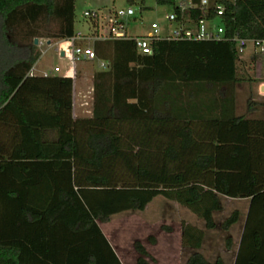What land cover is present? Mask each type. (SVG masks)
<instances>
[{
	"label": "trees",
	"instance_id": "16d2710c",
	"mask_svg": "<svg viewBox=\"0 0 264 264\" xmlns=\"http://www.w3.org/2000/svg\"><path fill=\"white\" fill-rule=\"evenodd\" d=\"M155 1L178 11L177 0ZM209 2L227 6V36L264 37L262 0ZM74 4L0 0V264H122L98 222L157 195L205 229L216 226L221 196L249 199L233 264H264V117L236 114L234 96L220 91L261 81L236 44L155 39L143 55L131 39L96 41L109 67L93 75L91 115L74 118L71 77L28 75L35 38L76 36ZM237 218L234 210L221 229ZM203 236L182 223L185 264H223L200 251ZM133 248L134 264H149L141 241Z\"/></svg>",
	"mask_w": 264,
	"mask_h": 264
},
{
	"label": "rangeland",
	"instance_id": "374dc122",
	"mask_svg": "<svg viewBox=\"0 0 264 264\" xmlns=\"http://www.w3.org/2000/svg\"><path fill=\"white\" fill-rule=\"evenodd\" d=\"M74 5L75 31L83 35H91L95 31L93 21L83 15L85 11L98 10L101 13L99 25H104L105 31L109 19H113L114 11L128 7L134 11L133 16L123 19V25L129 35H146L155 32L156 29L160 34H167L172 28L168 21V15L172 13L173 7L158 5L155 0H144L143 5H129L126 0H75ZM218 23L219 18L216 17L206 24L212 29ZM39 40L44 41V44L42 46L36 45V50L39 51L40 55L34 63L35 66H33L39 71H48L53 70L54 66L57 65L61 68L59 74L65 73L71 62L69 57L59 55V39H52L50 44L45 38ZM251 52L252 47L249 45L243 54L246 61L244 70L252 79L261 81L259 83L257 81L233 83L221 87L220 91L221 94L234 96L236 114L262 118L264 117V92L260 91L259 87L264 83V53H257L255 58H250ZM98 70H101L98 60L77 62L75 64L76 79L74 80L76 89L84 90L86 96L93 94V75ZM90 101L88 99L87 102L90 103ZM87 102L86 107L89 108L90 105ZM87 110L80 113V116L88 117L90 113ZM225 198L227 197H220L222 208L214 214L215 221H223L243 204L237 201L240 198ZM180 222L181 224L194 225L202 229L203 232L205 230L201 218L177 202L157 195L142 211H123L112 215L108 221L98 222V224L119 255L126 252L132 258L133 254L136 253L133 242L139 240L151 255L150 264H185L192 249L184 247L182 244L180 247L176 233L171 232L173 228L178 227ZM150 237L154 239L153 242ZM225 245L224 233L220 227L207 232V237L203 241L200 251L210 262H214L219 257L220 259L223 258V264H230L228 255H225L223 251ZM123 264L127 263L123 261Z\"/></svg>",
	"mask_w": 264,
	"mask_h": 264
},
{
	"label": "built area",
	"instance_id": "2783aa9c",
	"mask_svg": "<svg viewBox=\"0 0 264 264\" xmlns=\"http://www.w3.org/2000/svg\"><path fill=\"white\" fill-rule=\"evenodd\" d=\"M233 5L243 0H229ZM264 3V0H262ZM176 7L178 11L173 9L172 13L168 15V21L172 28L167 34H160L158 29L155 32L146 35H129L123 25V19L134 15L132 8L119 9L114 11L113 19H109L106 24L107 28L104 31V25H99L101 13L98 10L85 11L84 16L94 22L95 31L91 35H83L76 32V36L69 40H60L58 44V53L60 56L69 57L71 62L63 76L75 77V64L77 62H91L93 60L99 61L101 70L109 67V62L99 59L94 49L96 41H108L114 39H131L135 44L136 50L143 54L149 55L152 53L151 42L155 39L168 40H228L236 44L237 53L241 58L246 48L250 45L252 52L250 58H255L257 53H264V37L263 38H245L240 37L236 33L227 36L225 34V27L221 23V18L227 15V6L221 3L210 4L209 0H199L198 3L192 4L188 1L183 4L181 0H177ZM197 10L199 13L196 17H192L191 11ZM210 12L213 13V18H219V23L212 29L207 27V22L212 20ZM65 42V47L61 43ZM44 41L38 39L39 46H42ZM63 52V55L61 54ZM54 72H60L59 67L54 68ZM32 69L28 75H32ZM44 73V76H48Z\"/></svg>",
	"mask_w": 264,
	"mask_h": 264
},
{
	"label": "crops",
	"instance_id": "0c3cea01",
	"mask_svg": "<svg viewBox=\"0 0 264 264\" xmlns=\"http://www.w3.org/2000/svg\"><path fill=\"white\" fill-rule=\"evenodd\" d=\"M51 41H52V39L50 40V42ZM34 66L32 67L33 74L32 75H29V76H44V73H48L49 74L48 76H63L64 75V73L63 74H59V72H54V68L55 67H58L57 65L54 66L53 70H48V71H43V70L39 71ZM60 71H61V68H60ZM72 79H73V90H72V102H73L72 114H73V117L74 118L81 117L80 116V113H83L87 109H88L87 110L88 113H90V115H91V113H92V94L86 96L84 90H82L81 88L76 89L75 83H74V80L76 79V72H75V77L72 78ZM88 99L91 100L90 103L87 102ZM86 102L88 103V105H90L89 108L86 107V105H87ZM225 199H230V198L227 197ZM237 201L238 202L240 201V203H243V204H241L240 207H238L237 209H235V210L238 211V218H237V221H236L237 224L235 222L228 229H226V230H223L222 229L223 230V233H224L225 244H226L225 245V248L223 249V251H224V254L225 255H228L227 257H228V259L230 261V264H233L234 263V260H235L236 254H237V249H238V246H239V242H240V238H241V234H242L243 226H244V222H245V217H246V213H247V209H248V205H249V199H247V198H240ZM216 212L217 211H215L213 213V216H214V214ZM213 219H214V217H213ZM214 222L216 224V226L214 228H212V229H205L204 228L205 230H204V239H203V241H205V238L207 237V232H210V231H213V230H215L217 228H220L219 226L221 225L222 221L221 222L220 221L218 222V221H215L214 220ZM181 225L182 224L180 222L178 224V227L177 228H173V230L171 231L172 233L173 232L176 233L175 235H176V237L178 239V245L180 247H181V244H182V241H181ZM235 225H237L236 228H234ZM104 235L108 239V237H107V235L105 233H104ZM108 241L110 242L111 246L113 247L111 241L109 239H108ZM203 241H202V246H203ZM116 254L118 255V257L121 260L122 264H123V261L126 262L127 264H134L135 263V260L137 258V254L136 253L133 254V257L132 258L126 252H124L121 255H119L117 252H116ZM222 259L223 258H221V260Z\"/></svg>",
	"mask_w": 264,
	"mask_h": 264
},
{
	"label": "water",
	"instance_id": "95a60500",
	"mask_svg": "<svg viewBox=\"0 0 264 264\" xmlns=\"http://www.w3.org/2000/svg\"><path fill=\"white\" fill-rule=\"evenodd\" d=\"M47 43L50 44V40H48ZM34 44H35V45L38 44V39H37V38L34 39ZM61 54L63 55V52H61ZM259 89H260V91L264 92V83H262V84L260 85Z\"/></svg>",
	"mask_w": 264,
	"mask_h": 264
},
{
	"label": "bare ground",
	"instance_id": "6f19581e",
	"mask_svg": "<svg viewBox=\"0 0 264 264\" xmlns=\"http://www.w3.org/2000/svg\"><path fill=\"white\" fill-rule=\"evenodd\" d=\"M66 45H67V44H66L65 42H62V43H61V46H62V47H65Z\"/></svg>",
	"mask_w": 264,
	"mask_h": 264
}]
</instances>
